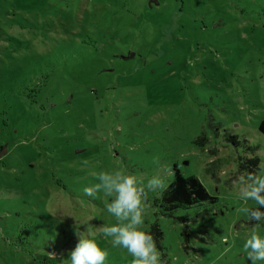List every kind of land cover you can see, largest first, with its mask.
Instances as JSON below:
<instances>
[{"label": "rangeland", "instance_id": "1", "mask_svg": "<svg viewBox=\"0 0 264 264\" xmlns=\"http://www.w3.org/2000/svg\"><path fill=\"white\" fill-rule=\"evenodd\" d=\"M262 121L264 0H0V264H66L89 225L131 264L83 193L116 167L167 186L176 167L215 198L166 215L146 197L164 264H251L231 193L264 167Z\"/></svg>", "mask_w": 264, "mask_h": 264}, {"label": "clouds", "instance_id": "2", "mask_svg": "<svg viewBox=\"0 0 264 264\" xmlns=\"http://www.w3.org/2000/svg\"><path fill=\"white\" fill-rule=\"evenodd\" d=\"M92 175L97 182L84 187L83 193L93 199L101 198L104 211L113 218L100 228L102 236L110 240L113 248L126 251L131 264H164L154 236L142 230L146 197L162 194L167 188L163 173L157 172L146 181L119 167ZM233 183L236 187L231 198L239 203L237 211L256 222L245 235L242 251L251 264H264V232L258 230L264 226V167L257 172H243ZM84 232L88 235H83ZM77 235L78 243L66 264H106L108 250L91 238L92 227L86 226L84 231L77 229Z\"/></svg>", "mask_w": 264, "mask_h": 264}, {"label": "trees", "instance_id": "3", "mask_svg": "<svg viewBox=\"0 0 264 264\" xmlns=\"http://www.w3.org/2000/svg\"><path fill=\"white\" fill-rule=\"evenodd\" d=\"M258 131L264 137V121L260 122ZM258 164L259 158L253 156L250 159L245 160L241 164L240 169L247 172H256ZM214 201L215 198L209 196L197 178L193 176L183 177L177 168L174 167L173 181L168 184L166 190L161 194L159 208H162L166 215H170L180 208H189L204 202L214 203ZM255 223V221L250 220V225H254ZM149 233L154 236L157 247L159 248V239L162 234L158 227L153 225L149 229ZM57 259L59 260L60 258Z\"/></svg>", "mask_w": 264, "mask_h": 264}, {"label": "water", "instance_id": "4", "mask_svg": "<svg viewBox=\"0 0 264 264\" xmlns=\"http://www.w3.org/2000/svg\"><path fill=\"white\" fill-rule=\"evenodd\" d=\"M5 153H6L5 150H2V151L0 152V158H1Z\"/></svg>", "mask_w": 264, "mask_h": 264}]
</instances>
